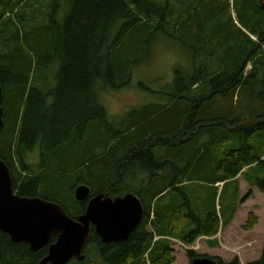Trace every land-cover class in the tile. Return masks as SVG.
Segmentation results:
<instances>
[{
    "label": "trees",
    "instance_id": "1",
    "mask_svg": "<svg viewBox=\"0 0 264 264\" xmlns=\"http://www.w3.org/2000/svg\"><path fill=\"white\" fill-rule=\"evenodd\" d=\"M163 39L186 49L191 66H176L166 103L109 135L98 91L128 87ZM52 63L53 80H39ZM0 84V159L20 195L77 218L88 200L74 188L84 183L93 193L134 192L146 208L128 239L106 244L94 231L85 258L69 264H173L172 239L192 246L233 221L245 201L239 175L264 194V0H0ZM37 147L38 168L27 161ZM256 223L251 215L245 228ZM47 253L0 230V264H39ZM247 264H264V249Z\"/></svg>",
    "mask_w": 264,
    "mask_h": 264
},
{
    "label": "water",
    "instance_id": "2",
    "mask_svg": "<svg viewBox=\"0 0 264 264\" xmlns=\"http://www.w3.org/2000/svg\"><path fill=\"white\" fill-rule=\"evenodd\" d=\"M0 84V103L3 100ZM5 109L0 106V129ZM77 200L91 195L88 184L75 189ZM146 208L137 194L111 196L99 193L91 197L83 214L72 217L65 207L42 197H25L17 193L11 168L0 159V230L14 243H27L32 251L48 247V254L39 264H69L85 258V248L92 226L102 242L109 244L128 239L142 223ZM56 236V240L53 238ZM191 264H218L210 256L195 258Z\"/></svg>",
    "mask_w": 264,
    "mask_h": 264
},
{
    "label": "rangeland",
    "instance_id": "3",
    "mask_svg": "<svg viewBox=\"0 0 264 264\" xmlns=\"http://www.w3.org/2000/svg\"><path fill=\"white\" fill-rule=\"evenodd\" d=\"M178 65L186 69L191 66L186 49L177 46V43L169 39H163L154 46L152 61L135 69L132 83L128 87L120 90L98 91V99L107 109L109 121L112 123L109 135L145 117L150 112L148 105L166 103L167 93L171 91L170 86L174 80L175 68ZM40 68L41 70L37 74L39 80L46 74L51 81L59 70V64L52 63L46 68L42 65ZM44 69L47 72H44ZM248 70L250 72L251 66L248 67ZM166 115L154 117L159 120L161 117L165 119ZM149 127L152 125L150 124ZM96 129L97 126L94 130L96 131ZM144 129L147 127L132 130L129 132L130 138L137 137L140 135L138 133ZM106 139L104 137L102 140L105 141ZM72 151L69 147L66 152L72 153ZM97 151H100V148H97ZM40 155V147H37L28 155V163L38 168ZM81 175L89 179V168L83 167ZM240 182L242 186L241 197H245V201L240 203L232 224L224 228L219 235L222 245L220 244L215 251L209 253L205 240L192 246H186L181 241L172 239L171 246L176 258L173 264H191L192 261L187 255L188 248L196 250L199 254L220 257L224 262H230L238 257L241 264H247L261 257L264 249V194L259 189L248 186L243 177L240 178ZM103 183V186H106L108 182L104 181ZM72 185V181H66L67 194L71 193ZM77 186H75L74 192ZM251 215L257 218V223L252 229H246Z\"/></svg>",
    "mask_w": 264,
    "mask_h": 264
},
{
    "label": "crops",
    "instance_id": "4",
    "mask_svg": "<svg viewBox=\"0 0 264 264\" xmlns=\"http://www.w3.org/2000/svg\"><path fill=\"white\" fill-rule=\"evenodd\" d=\"M242 176L241 175H239V182H240V178H241ZM244 179V178H243ZM244 181H245V183H247V185L248 186H250L249 185V183L244 179ZM240 185H241V182H240ZM251 187V186H250ZM253 188H256V187H253ZM241 189H242V186H241ZM258 189V188H257ZM239 208V207H238ZM238 212V211H237ZM237 214V213H236ZM236 214H235V216H236ZM235 218V217H234ZM233 221H234V219H233ZM232 221V222H233ZM232 222L230 223V224H232ZM224 228H221L220 229V231H219V233L217 234V235H215V236H213V237H207V236H203V237H200L195 243H200L202 240H205L206 241V244L208 245V251H209V253H211L212 251H215L216 249H217V247H213V246H211L210 245V242L212 241V240H214V239H217L218 240V242H219V245L221 244L222 245V241L220 240V237H219V235L221 234V232H222V230H223ZM201 246V245H200ZM215 255V254H214Z\"/></svg>",
    "mask_w": 264,
    "mask_h": 264
},
{
    "label": "flooded vegetation",
    "instance_id": "5",
    "mask_svg": "<svg viewBox=\"0 0 264 264\" xmlns=\"http://www.w3.org/2000/svg\"><path fill=\"white\" fill-rule=\"evenodd\" d=\"M3 93H4V91H3ZM4 98H5V97L3 96V100H2V102L0 103V106L3 107V108L5 109V115H4V124H5V117H6V113H7V111H6V107H5V101H4ZM3 126H4V125H3ZM2 128H3V127H2ZM2 128H1V129H2ZM1 129H0V130H1ZM11 171H12V170H11ZM12 174H13V173H12ZM13 180H14V177H13ZM16 191H17V190H16ZM17 193L19 194L18 191H17ZM99 193H102V192L93 193V192H92V188H91V195H90L89 198H87L88 202H89V200L91 199V197H93L94 195L99 194ZM127 193H128V192H127ZM107 194H108V193H107ZM125 194H126V193H125ZM19 195H20V194H19ZM123 195H124V194H123ZM21 196H23V195H21ZM25 197H42V196H40V195L37 194V195H31V196H25ZM42 198H44V197H42ZM44 199H46V198H44ZM88 202H87V205H88ZM82 214H83V213H82ZM145 214H146V212H145ZM144 217H145V215H144ZM144 217H143V220H144ZM143 220H142V222H143ZM141 224H142V223H141ZM141 224H140V225H141ZM140 225H139V226H140ZM94 231L96 232V229H95L94 226H92V234L94 233ZM96 233H97V232H96ZM92 234H91V235H92ZM97 234H98V233H97ZM99 237H100V235H99ZM100 238H101V237H100ZM89 240H90V239H89ZM101 241H102V239H101ZM118 242H119V241H118ZM30 248H31V247H30ZM46 248H48V247H46ZM31 250H32V249H31ZM42 250H43V249H42ZM47 254H48V253H47ZM44 257H45V256H44ZM44 257H43V258H44ZM43 258H42V259H43ZM72 260H73V259H72ZM70 262H71V261H70ZM70 262H69V263H70Z\"/></svg>",
    "mask_w": 264,
    "mask_h": 264
},
{
    "label": "bare ground",
    "instance_id": "6",
    "mask_svg": "<svg viewBox=\"0 0 264 264\" xmlns=\"http://www.w3.org/2000/svg\"><path fill=\"white\" fill-rule=\"evenodd\" d=\"M213 137V136H212Z\"/></svg>",
    "mask_w": 264,
    "mask_h": 264
}]
</instances>
